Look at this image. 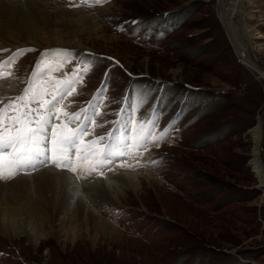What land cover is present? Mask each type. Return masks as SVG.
I'll list each match as a JSON object with an SVG mask.
<instances>
[{
	"label": "rangeland",
	"instance_id": "374dc122",
	"mask_svg": "<svg viewBox=\"0 0 264 264\" xmlns=\"http://www.w3.org/2000/svg\"><path fill=\"white\" fill-rule=\"evenodd\" d=\"M59 1L72 12L83 11L81 15L90 16L107 35L117 39L105 42L102 35L81 48L70 43L50 47L27 44L13 53L1 47L3 103L21 95L30 79L38 80L33 71L54 84L76 80L73 69L78 67L82 80L76 84V92L65 99L63 111L72 115L86 107L97 97L102 83L100 115L95 117L100 127L93 130L89 124L95 136L112 131L122 108L135 116V124L127 129L129 146L133 143L132 127H139L141 121L148 127L155 120L157 135L170 122L174 128L144 158L138 154L135 159L117 157L108 166L113 171L103 169L104 177L93 173L87 179H77L75 174L62 171L67 169L43 167L70 176L89 204L86 214L97 219V227L109 226L116 239L91 242L82 230L73 242L60 243L54 238L59 228L48 219L43 228L50 236L37 245L23 234L9 236L0 230V264H264V190L252 169L254 140L250 134L259 117L264 127V80L239 59L219 19V3ZM227 3L247 12L252 37L263 35L252 41L260 44L257 58L264 69V0ZM175 12L186 15L173 29L158 35L157 29L144 31L139 23H132ZM50 13L44 19L52 15L60 22L58 9ZM19 49L24 51L14 55ZM9 60L10 64L4 63ZM107 69L111 71L105 76ZM88 141L85 136L84 142ZM261 143L262 159L264 137ZM131 151L136 153L134 148ZM120 163L133 167L120 168ZM119 171L136 174L134 184L118 183L117 191L110 183L108 190L101 189L105 198L87 189L97 181L115 178ZM97 234L101 235L100 230Z\"/></svg>",
	"mask_w": 264,
	"mask_h": 264
},
{
	"label": "bare ground",
	"instance_id": "6f19581e",
	"mask_svg": "<svg viewBox=\"0 0 264 264\" xmlns=\"http://www.w3.org/2000/svg\"><path fill=\"white\" fill-rule=\"evenodd\" d=\"M216 1L220 7L219 19L239 59L254 69L258 78L264 80V69L260 67L257 58L260 44L252 41L255 37L263 35L257 34L252 37L246 24L247 12L243 9L236 8L235 4L231 6L227 0ZM63 7L59 0H0V48L6 46L9 53L27 44L50 47L70 43L81 48L83 43L87 44L88 41H94L93 39L102 35L105 42L117 39L116 36L107 35L102 26L97 25L90 16L81 15L83 11L72 12ZM103 7L108 8V5ZM55 8L60 11V16L58 15L60 22L53 20L52 15L51 18L44 19ZM89 132L91 133L88 135L89 140L97 138L91 131ZM250 134L254 140L252 169L258 177V185L264 190V157L261 159L264 127L260 117L250 130ZM37 170L24 176L20 174L12 181L0 182V230L9 236L17 237L23 234L37 245L43 237L50 236L48 230L43 228L49 219L55 228H59L54 238L60 243L73 242L75 238H79V232L82 230L88 239H92L91 242L96 241L100 244L105 240L109 242L116 239L109 226L97 227V221H94L97 219L86 214L89 204L83 200L82 195H79L82 191L70 176L51 167ZM135 175L129 171H119L114 174L115 178L97 181L87 189L91 190L92 195L105 198L106 195L101 189L108 190L110 183H113L112 187L120 191L117 188L120 185L117 184L132 186L136 179ZM95 190L98 192H94ZM76 206L74 213L69 215L68 213ZM98 230L101 232L99 237Z\"/></svg>",
	"mask_w": 264,
	"mask_h": 264
},
{
	"label": "snow or ice",
	"instance_id": "6c2138e0",
	"mask_svg": "<svg viewBox=\"0 0 264 264\" xmlns=\"http://www.w3.org/2000/svg\"><path fill=\"white\" fill-rule=\"evenodd\" d=\"M95 2L101 4L103 0ZM22 51L19 49L14 55ZM4 63L10 64L11 60ZM110 71L107 69L105 76ZM79 72L78 67L73 69L76 80H57L52 84L33 71V77L38 76V80L33 82L30 79L21 95L6 104L0 99V182L12 181L20 174L48 166L67 169L77 179H87L93 173L104 177L103 169L113 171L108 166L114 164L117 157L130 156L135 159L138 154L144 158L145 153L153 146L159 147L157 141L162 140L170 128H174L170 122L157 135L155 130L158 124L155 120L150 121L148 127L141 121L139 127H132L133 143L129 146L127 129L135 124V116L128 108H122L120 118L107 136L93 138L85 143L84 137L91 134L89 124L93 130L100 127L95 117L100 115L99 97L104 89H98L97 97L78 112L72 115L64 112L65 99L76 92V84L82 80ZM73 124L75 127H69ZM175 131L179 129L175 128ZM118 134L120 140L117 142ZM132 148L136 149V153L131 151ZM151 163L155 164V161ZM118 167L131 168L133 165L120 163Z\"/></svg>",
	"mask_w": 264,
	"mask_h": 264
},
{
	"label": "trees",
	"instance_id": "16d2710c",
	"mask_svg": "<svg viewBox=\"0 0 264 264\" xmlns=\"http://www.w3.org/2000/svg\"><path fill=\"white\" fill-rule=\"evenodd\" d=\"M186 15V14H185ZM185 15L181 12H175V13H165L160 14V16L151 17V18H145L143 20H139L140 28H142L144 31L146 30H153L157 29V34H160L161 32H165L169 29H173L179 22H181V19L185 17ZM92 59H96V56H92ZM132 83H134L132 81Z\"/></svg>",
	"mask_w": 264,
	"mask_h": 264
}]
</instances>
